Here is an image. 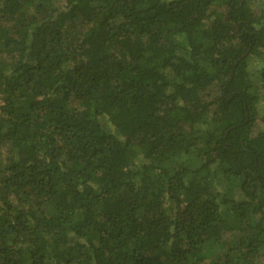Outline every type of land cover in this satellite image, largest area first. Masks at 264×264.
Instances as JSON below:
<instances>
[{
    "label": "trees",
    "instance_id": "1",
    "mask_svg": "<svg viewBox=\"0 0 264 264\" xmlns=\"http://www.w3.org/2000/svg\"><path fill=\"white\" fill-rule=\"evenodd\" d=\"M0 0V264H264V4Z\"/></svg>",
    "mask_w": 264,
    "mask_h": 264
},
{
    "label": "rangeland",
    "instance_id": "2",
    "mask_svg": "<svg viewBox=\"0 0 264 264\" xmlns=\"http://www.w3.org/2000/svg\"><path fill=\"white\" fill-rule=\"evenodd\" d=\"M54 3H58L60 0H54ZM248 4L252 8H258L264 4V0H249Z\"/></svg>",
    "mask_w": 264,
    "mask_h": 264
}]
</instances>
